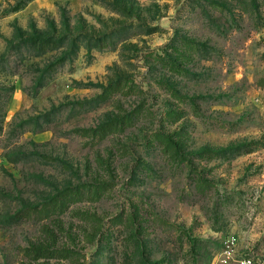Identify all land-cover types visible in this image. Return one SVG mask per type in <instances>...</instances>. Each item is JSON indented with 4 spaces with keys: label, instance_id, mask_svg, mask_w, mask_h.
<instances>
[{
    "label": "rangeland",
    "instance_id": "374dc122",
    "mask_svg": "<svg viewBox=\"0 0 264 264\" xmlns=\"http://www.w3.org/2000/svg\"><path fill=\"white\" fill-rule=\"evenodd\" d=\"M263 255L264 0H0V264Z\"/></svg>",
    "mask_w": 264,
    "mask_h": 264
},
{
    "label": "trees",
    "instance_id": "16d2710c",
    "mask_svg": "<svg viewBox=\"0 0 264 264\" xmlns=\"http://www.w3.org/2000/svg\"><path fill=\"white\" fill-rule=\"evenodd\" d=\"M251 150V148H248V150H246V152H249ZM58 249H49V250H42L41 252H38L37 254L34 255L35 259L36 258H40V257H54L55 256V253H58V255H61V256H66L65 255V252L63 251H58Z\"/></svg>",
    "mask_w": 264,
    "mask_h": 264
},
{
    "label": "built area",
    "instance_id": "2783aa9c",
    "mask_svg": "<svg viewBox=\"0 0 264 264\" xmlns=\"http://www.w3.org/2000/svg\"><path fill=\"white\" fill-rule=\"evenodd\" d=\"M227 258H229V255H227ZM263 262H264V255H263ZM239 263H240V264H252V263H251V260H250L249 258H247V259H242V260H240Z\"/></svg>",
    "mask_w": 264,
    "mask_h": 264
}]
</instances>
